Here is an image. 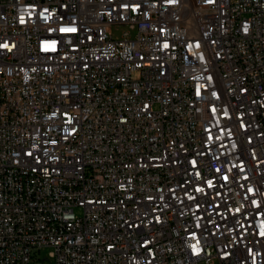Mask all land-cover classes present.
Segmentation results:
<instances>
[{"label":"built area","instance_id":"obj_1","mask_svg":"<svg viewBox=\"0 0 264 264\" xmlns=\"http://www.w3.org/2000/svg\"><path fill=\"white\" fill-rule=\"evenodd\" d=\"M45 247L264 264V0H0V264Z\"/></svg>","mask_w":264,"mask_h":264},{"label":"rangeland","instance_id":"obj_2","mask_svg":"<svg viewBox=\"0 0 264 264\" xmlns=\"http://www.w3.org/2000/svg\"><path fill=\"white\" fill-rule=\"evenodd\" d=\"M125 31V28H119L117 30H114L112 31L113 35L115 37H120ZM75 213L76 214H79L80 213V209L79 208H75ZM50 252V249L45 247V248H42L40 249L39 251L34 249L32 250V253H31V260H32V263H35L37 261H41V262H44L46 264H50V258L48 256Z\"/></svg>","mask_w":264,"mask_h":264},{"label":"snow or ice","instance_id":"obj_3","mask_svg":"<svg viewBox=\"0 0 264 264\" xmlns=\"http://www.w3.org/2000/svg\"><path fill=\"white\" fill-rule=\"evenodd\" d=\"M73 31H74V29H73Z\"/></svg>","mask_w":264,"mask_h":264}]
</instances>
